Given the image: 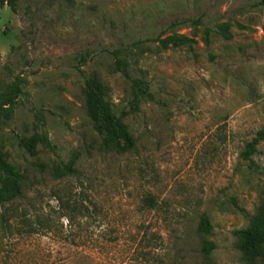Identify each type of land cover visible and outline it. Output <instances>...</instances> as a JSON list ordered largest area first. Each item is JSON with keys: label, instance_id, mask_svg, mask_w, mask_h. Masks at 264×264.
<instances>
[{"label": "rangeland", "instance_id": "obj_1", "mask_svg": "<svg viewBox=\"0 0 264 264\" xmlns=\"http://www.w3.org/2000/svg\"><path fill=\"white\" fill-rule=\"evenodd\" d=\"M114 49L148 83L138 109ZM92 73L131 151L105 145L90 116ZM18 75L0 150L25 176L16 213L45 223L18 238V219L4 229L0 218V264H264L245 261L234 234L264 206V140L243 155L264 125V0H18L17 12L0 7V93ZM63 164L75 172L55 178ZM59 196L77 206L64 209L71 227Z\"/></svg>", "mask_w": 264, "mask_h": 264}, {"label": "trees", "instance_id": "obj_2", "mask_svg": "<svg viewBox=\"0 0 264 264\" xmlns=\"http://www.w3.org/2000/svg\"><path fill=\"white\" fill-rule=\"evenodd\" d=\"M4 5H7L11 11L17 12L18 0H0V7ZM111 54L114 59L115 69L129 79L131 83L133 107L138 109L137 90L147 92L148 83L130 74L127 61L120 56L117 49L112 50ZM23 82L24 78L18 75L4 86L0 93V121L2 118L8 119L13 113L17 103V97L22 94ZM84 90L88 112L106 134L105 145L118 151H131L135 146V138L115 116L110 103L106 100V88L99 79L97 73H92L84 77ZM260 140H264V125L259 128L251 140L246 143L245 150L243 151L245 158H249L250 153L256 150V144ZM40 141L51 150L54 149L47 134L44 133L40 137ZM36 142L37 140L34 137H22L20 139V143L29 150H34ZM74 172L75 169H73V167L68 164H63L55 167L52 170V175L55 178H62ZM24 179L25 176L20 173L12 163L6 160L5 154L0 150V205L6 206L5 211L0 214L1 225H3L4 229H10V226H13V222L10 221L11 217L14 216L18 219L17 227L14 225L16 235L19 236L18 238H25L28 234L38 230V227H34V223L36 225L38 223H45L43 221L40 222L39 219L32 223V220H30L31 217L28 216L25 211L16 213V209L13 207L14 203L24 196ZM57 200L59 203L56 212L60 217L67 215L64 213V209L69 208L70 211L77 209L76 204L73 203L69 205V201H63L60 196L57 197ZM12 208L15 211H12ZM8 210L12 211L9 215H7ZM71 216L72 215H67L70 227L73 224V218ZM212 226L211 220L207 215L202 214L199 217L196 231L202 237L200 252L205 258H207L213 250V244L207 239V235L211 232ZM234 234L237 236L236 247L241 252L245 261L251 262L258 257L264 258V206H258L249 224L244 228L235 230ZM74 236L76 237L77 234H74ZM19 264H21L20 261Z\"/></svg>", "mask_w": 264, "mask_h": 264}]
</instances>
